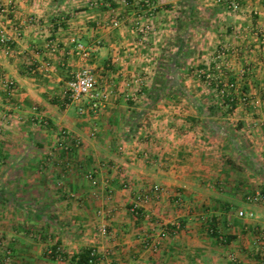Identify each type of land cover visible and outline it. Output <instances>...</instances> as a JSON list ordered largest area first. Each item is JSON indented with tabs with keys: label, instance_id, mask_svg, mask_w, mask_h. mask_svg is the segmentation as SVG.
<instances>
[{
	"label": "crops",
	"instance_id": "obj_1",
	"mask_svg": "<svg viewBox=\"0 0 264 264\" xmlns=\"http://www.w3.org/2000/svg\"><path fill=\"white\" fill-rule=\"evenodd\" d=\"M0 135V264H264V0H0Z\"/></svg>",
	"mask_w": 264,
	"mask_h": 264
},
{
	"label": "built area",
	"instance_id": "obj_2",
	"mask_svg": "<svg viewBox=\"0 0 264 264\" xmlns=\"http://www.w3.org/2000/svg\"><path fill=\"white\" fill-rule=\"evenodd\" d=\"M245 0H210V2L214 5H220L225 8L226 11L231 13H239L242 10L243 3ZM113 27H118V21H115L112 23ZM148 31H150V27L148 25L144 26L141 29V32L146 34ZM79 50H82V47L79 46ZM209 77L205 79L206 82L209 83L208 79ZM8 86L10 88L13 87V83L9 82ZM237 89L236 83H229V82H222L218 81L215 93L221 100L222 106H224L226 109L230 108V105L223 104V99H227L228 102L231 104L234 103L235 99L232 95V93ZM66 98L70 102H79L81 100H88L92 101L91 107L93 109L98 108L99 103L102 101L103 96L99 95L95 92V79L93 73L89 69H82L79 72L75 73L70 79V81L67 83L66 91H65ZM2 142V137L0 135V144ZM248 202L250 203H259L262 202L264 205V198L260 195H254L247 198ZM239 217H243V213L240 212ZM248 218H252L253 214L249 213L247 214ZM97 257L96 254L92 251L90 253V260L88 261V264H96Z\"/></svg>",
	"mask_w": 264,
	"mask_h": 264
},
{
	"label": "trees",
	"instance_id": "obj_3",
	"mask_svg": "<svg viewBox=\"0 0 264 264\" xmlns=\"http://www.w3.org/2000/svg\"><path fill=\"white\" fill-rule=\"evenodd\" d=\"M129 1V0H127ZM161 76H157L154 80V84L158 85V88H155L154 94L151 95V104H155L158 100V95H156V92L159 93L164 89V86L168 83L167 81L161 79ZM223 104L230 105V108L227 109V111H231L234 108V103L231 104L230 102L227 101V99H223ZM234 237L227 236L223 238L224 243H229L231 240H233ZM92 251H85L78 256H75L72 258L76 262V264H88V261L90 260V253Z\"/></svg>",
	"mask_w": 264,
	"mask_h": 264
}]
</instances>
